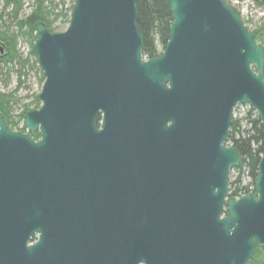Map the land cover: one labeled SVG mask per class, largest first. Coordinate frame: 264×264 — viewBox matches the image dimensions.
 Segmentation results:
<instances>
[{
  "label": "water",
  "instance_id": "95a60500",
  "mask_svg": "<svg viewBox=\"0 0 264 264\" xmlns=\"http://www.w3.org/2000/svg\"><path fill=\"white\" fill-rule=\"evenodd\" d=\"M170 12L147 62L136 0H74L61 32L35 23L41 105L26 132L0 114V264H248L264 245V155L252 191L229 197L227 144L238 104L264 130V48L224 0Z\"/></svg>",
  "mask_w": 264,
  "mask_h": 264
},
{
  "label": "trees",
  "instance_id": "16d2710c",
  "mask_svg": "<svg viewBox=\"0 0 264 264\" xmlns=\"http://www.w3.org/2000/svg\"><path fill=\"white\" fill-rule=\"evenodd\" d=\"M7 7L12 5V9L8 15L12 16L17 25V32L4 31L0 26V40L3 43V51L0 55V77L2 74L7 75L10 71L17 72L18 83L16 89L21 85L23 78L31 70L32 66L37 65L40 70V83L44 80L41 68L37 64L36 54L34 51V43L37 39L35 32V23L42 22L51 32H56L54 27L55 21L62 17L66 24L69 23L70 13L73 7L71 5L68 13L63 10L56 11L53 7V0H33L32 11L23 19H19L18 15L22 8L21 0H3ZM256 5L264 10V0H252ZM137 8V25L141 33L144 35L145 42L151 45L147 49L148 53L154 52V34L158 39L165 42L168 35L172 16L170 12V0H136ZM256 40L264 48V22L253 30ZM19 36L24 37L28 43L29 52L25 59H21L18 50ZM148 45V46H150ZM30 57L34 58V62H30ZM18 64L19 70L13 69ZM5 72H2V69ZM12 94L0 93V114L4 116L5 122L9 129L15 131H24L25 128H17V122H14L12 116ZM38 104V103H37ZM247 106V105H244ZM29 104H25L23 110L19 113L22 119L23 114L30 108ZM248 107L244 118L233 116L228 132L227 142L235 146L241 154V163L239 167L233 168L237 172L234 180H228V192L230 197H239L248 194L253 188V182L257 175L258 163L260 157L264 155V130L261 120L255 113L253 108ZM20 119V120H21ZM33 138H38V131L29 132ZM247 177L248 182L243 183L242 178ZM248 264H264V245L258 246L255 253Z\"/></svg>",
  "mask_w": 264,
  "mask_h": 264
},
{
  "label": "rangeland",
  "instance_id": "374dc122",
  "mask_svg": "<svg viewBox=\"0 0 264 264\" xmlns=\"http://www.w3.org/2000/svg\"><path fill=\"white\" fill-rule=\"evenodd\" d=\"M229 6H231L240 16L245 27L251 31L259 27L264 22V10L256 5L252 0H224ZM48 3V0L46 1ZM22 8L19 12L18 18L23 19L25 16L29 15L32 11L33 0H21ZM74 0H53V7H55V12L63 10V12L69 11ZM12 9V5L5 6L4 1L0 0V26L4 31L17 32V25L15 19L8 15L9 11ZM54 27L56 32L64 31L67 27L65 20L60 17L55 23ZM18 50L21 55V59H25L28 56L29 47L26 39L19 36L18 39ZM3 51V43L0 40V55ZM30 62H34V58L30 57ZM19 70L18 64L14 66L13 69ZM6 70L3 68L2 72ZM17 72L15 70L10 71L9 74L0 77V93L2 94H12V116L14 122H17V128H21L23 125L22 119L19 113L23 110L25 104H29L33 107L34 97L41 90L42 84L40 83V70L37 65L32 66L28 74L21 77L23 80L22 85L16 89L18 79ZM36 104V103H35ZM248 107L244 105H238L234 111L233 116L244 118ZM21 119V120H20ZM23 132H26L24 130ZM237 176V172L231 170L229 173L228 180H234ZM243 183L248 182L247 177L242 178Z\"/></svg>",
  "mask_w": 264,
  "mask_h": 264
},
{
  "label": "flooded vegetation",
  "instance_id": "af4514ba",
  "mask_svg": "<svg viewBox=\"0 0 264 264\" xmlns=\"http://www.w3.org/2000/svg\"><path fill=\"white\" fill-rule=\"evenodd\" d=\"M137 23V21H136ZM137 28H138V25H137ZM170 28V26H169ZM138 31L142 37V47H141V50H140V59L142 62H147L149 60H155L157 58H159L161 56V54L163 53V50H164V47H165V44L166 42L168 41V38H169V30H168V35H167V39L165 40V42L161 41L160 39H158V37L155 35L157 34V31L154 30L152 31V33L154 34V38H153V42H154V45L153 47L155 48L154 49V52L153 53H148L147 52V49H149V47L151 48V45L150 44H147L145 42V39H144V35L141 33V31L139 30L138 28ZM150 45V46H148ZM166 86L167 88L170 87L169 83L166 82ZM40 93V92H39ZM39 93L36 94V96L34 97V105L33 107L31 106L28 110H31V109H38L41 105V100L39 99ZM36 103V104H35ZM38 103V104H37ZM181 100H180V96H179V92L177 91V94L170 100H167L166 102V109L168 112H175L176 113V118L175 120H181L180 117H179V113H180V109H181ZM238 105H247V104H238ZM236 105L234 107V109L238 106ZM248 106V105H247ZM233 109V111H234ZM27 110V111H28ZM232 117H233V114H232ZM103 116L101 113H99L96 118L94 119V125L97 127V128H101L102 126V123H103ZM122 120L121 118H118L117 121H118V126H117V130H118V134H120L121 132V129H122ZM232 120V119H231ZM129 121V122H128ZM126 124L128 123V129L129 131L131 130L132 128V120L130 119H127L125 120ZM170 124V122H168V125ZM230 128V127H229ZM229 132V131H228ZM33 138V137H32ZM40 138V134L38 136V138H33L34 140H38ZM228 144V142H227ZM228 145H231V144H228ZM88 163H89V160H87ZM89 166H94V165H91L89 164ZM233 170V169H232ZM246 195V194H245ZM243 196V195H242ZM261 246V245H260ZM138 264H146L144 261H140Z\"/></svg>",
  "mask_w": 264,
  "mask_h": 264
}]
</instances>
